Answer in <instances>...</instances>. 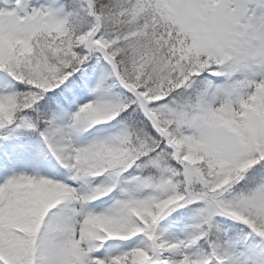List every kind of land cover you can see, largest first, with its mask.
<instances>
[{"label":"snow or ice","instance_id":"6c2138e0","mask_svg":"<svg viewBox=\"0 0 264 264\" xmlns=\"http://www.w3.org/2000/svg\"><path fill=\"white\" fill-rule=\"evenodd\" d=\"M0 264H264V0H0Z\"/></svg>","mask_w":264,"mask_h":264}]
</instances>
